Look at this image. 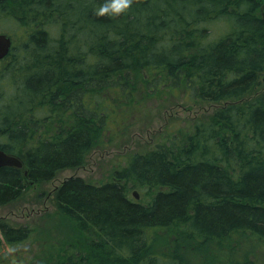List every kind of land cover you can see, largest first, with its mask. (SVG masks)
Returning a JSON list of instances; mask_svg holds the SVG:
<instances>
[{"label":"trees","instance_id":"16d2710c","mask_svg":"<svg viewBox=\"0 0 264 264\" xmlns=\"http://www.w3.org/2000/svg\"><path fill=\"white\" fill-rule=\"evenodd\" d=\"M104 2L0 0V13L12 16L15 6L14 19L27 20L30 28L20 60L12 49L3 61L13 56V63L0 72V150L24 164L0 167V207L19 200L28 183L83 167L107 125L98 92L110 81L121 86L123 73L153 68L176 86L184 79L199 100L226 106L181 144L134 154L109 183L64 182L57 210L78 226L84 250L65 254L59 264H181V255L179 263L172 259L183 248L196 253L198 245L228 243L223 255L238 235L261 243L264 93L254 90L264 75V0H132L115 18L96 14ZM207 22L225 31L210 40ZM55 27L60 39L49 45ZM31 49L35 63L28 76L23 71ZM63 88L77 90L66 95ZM63 95L65 102L55 105ZM131 181L147 189L148 201L134 198ZM0 233L6 245L16 246L32 230L0 225ZM217 260L225 261L220 254Z\"/></svg>","mask_w":264,"mask_h":264},{"label":"rangeland","instance_id":"374dc122","mask_svg":"<svg viewBox=\"0 0 264 264\" xmlns=\"http://www.w3.org/2000/svg\"><path fill=\"white\" fill-rule=\"evenodd\" d=\"M9 10L12 16L0 13V34L11 36L12 49L17 48L20 60L27 48L30 28H27V20L14 19L18 14L15 6ZM213 15L217 14L211 13V17ZM206 29L210 40H216L225 31V26L218 22H207ZM48 37L51 40L49 45L55 43L60 39V28L51 29ZM24 54L26 56L27 53ZM33 56L31 49V54L26 56L27 63L22 62L24 65L26 63V69H29L28 72L23 71L28 76L31 75L35 63ZM3 60H0V72L5 70L6 64L9 68L14 58L9 56L7 60ZM43 61L49 63L50 59ZM89 61L92 62L91 58ZM119 78L121 86L112 85L110 81L107 88L98 92L99 103L105 104L108 119L103 139L89 152L86 164L81 168L58 172L49 182L37 185L28 183L27 190L19 200L0 207V225L12 228L24 226L32 230L31 237L16 246L6 245L0 233V264H59L65 259V254H78L79 248L84 250L81 247L83 236L78 226L60 216L57 210L55 198L63 183L71 178H82L97 186L109 183L113 181L117 171L126 168L134 154L155 150L160 146L181 144L186 141L188 135L195 132L198 123L211 121L215 111L226 106L225 102L211 103L199 100L184 79L176 86L174 81L165 79L153 68L123 73ZM128 81L131 83L130 88L124 85ZM62 90L69 95L77 88ZM89 90L96 95L95 86H91ZM258 93H264V75L260 76L254 90V94ZM62 100H65L64 95ZM63 102L55 105H61ZM47 130L45 123L39 137H46ZM127 185L131 194L139 192V202L148 201L150 195L146 188L133 181ZM245 238L246 235L233 237L229 253L223 255L220 251H225L228 243L224 245L220 242H210L207 247L198 245L200 247L196 253L187 252L183 248L182 254L176 253L172 260L179 263L176 258L181 255V264H264V241L258 243L256 237L251 235V238L244 242ZM167 241L171 242L170 238ZM194 242L189 245L192 249L196 247ZM170 249L171 245L164 251ZM219 254L225 261L217 260Z\"/></svg>","mask_w":264,"mask_h":264},{"label":"water","instance_id":"95a60500","mask_svg":"<svg viewBox=\"0 0 264 264\" xmlns=\"http://www.w3.org/2000/svg\"><path fill=\"white\" fill-rule=\"evenodd\" d=\"M254 1V0H250ZM261 18L264 21V4L260 9ZM13 40L7 34H0V60L6 58L12 49ZM24 166L23 162L16 156H12L0 150V167H14L18 169H22ZM136 199H139V195L137 192L134 193Z\"/></svg>","mask_w":264,"mask_h":264},{"label":"clouds","instance_id":"9594fccd","mask_svg":"<svg viewBox=\"0 0 264 264\" xmlns=\"http://www.w3.org/2000/svg\"><path fill=\"white\" fill-rule=\"evenodd\" d=\"M132 4V0H105V2L96 9L98 16H110L115 18L122 13H126Z\"/></svg>","mask_w":264,"mask_h":264},{"label":"flooded vegetation","instance_id":"af4514ba","mask_svg":"<svg viewBox=\"0 0 264 264\" xmlns=\"http://www.w3.org/2000/svg\"><path fill=\"white\" fill-rule=\"evenodd\" d=\"M92 93H93V92H92ZM94 99H95L94 96H93V100H92V97L90 98V104H91V105H94V104H93ZM59 100H60L61 102H63V100H62L61 98H60Z\"/></svg>","mask_w":264,"mask_h":264},{"label":"bare ground","instance_id":"6f19581e","mask_svg":"<svg viewBox=\"0 0 264 264\" xmlns=\"http://www.w3.org/2000/svg\"><path fill=\"white\" fill-rule=\"evenodd\" d=\"M28 98V97H27Z\"/></svg>","mask_w":264,"mask_h":264}]
</instances>
